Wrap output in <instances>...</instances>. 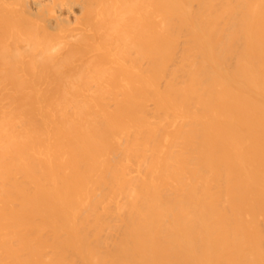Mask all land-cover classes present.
Wrapping results in <instances>:
<instances>
[{
	"label": "bare ground",
	"instance_id": "1",
	"mask_svg": "<svg viewBox=\"0 0 264 264\" xmlns=\"http://www.w3.org/2000/svg\"><path fill=\"white\" fill-rule=\"evenodd\" d=\"M0 264H264V0H0Z\"/></svg>",
	"mask_w": 264,
	"mask_h": 264
}]
</instances>
